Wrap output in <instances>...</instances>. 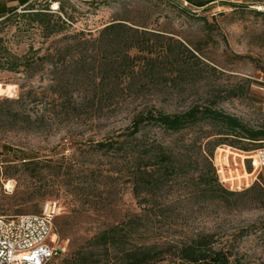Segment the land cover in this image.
<instances>
[{"label":"rangeland","instance_id":"1","mask_svg":"<svg viewBox=\"0 0 264 264\" xmlns=\"http://www.w3.org/2000/svg\"><path fill=\"white\" fill-rule=\"evenodd\" d=\"M192 1L206 5L199 7L190 0H60L58 5L64 11L59 9L56 14L66 20L67 13L72 19L67 21V31L48 40L41 38L23 17L27 8L0 22V215L37 214L46 203L57 202L58 219L72 210L81 213L77 224L80 236L87 239L140 214V199L134 197L127 181L121 191L117 190L118 181L111 179H100V189L95 192L88 190L94 181L89 160L103 176L115 177L109 172L113 158L97 155L91 147L125 129L137 108L155 106L175 113L216 102L217 108L250 127H264V16L258 13H264V0ZM52 2L55 1L36 0L33 6L40 10ZM120 22L154 34L147 36L153 51L168 44L174 48L183 44L198 60L187 53L180 58L183 81L177 87L169 84L164 91L151 87L135 97H124L119 111L113 106L100 111L90 101L98 102L107 95L97 87L100 78L92 85L81 74L83 58L90 61L96 55L83 43L96 39L98 31L111 23ZM143 55L150 56L146 52ZM7 59L18 64L19 73L6 69ZM98 59L104 58L100 55ZM20 99V103H10ZM70 101L83 108L72 111ZM15 112L19 118L13 116ZM28 116L38 129H26ZM208 128L205 126V130ZM200 130L163 136L159 130L149 128L147 135L160 134L167 145L195 158L201 156L197 148L187 150L194 139L203 136ZM262 143L247 144L249 149H255ZM219 149H230L229 165L243 176L241 156L246 152L220 146L214 154L216 166ZM62 157L81 164L79 172H73L68 179L53 176L47 168L41 171L42 177H33L24 164ZM191 169L193 177L171 179L144 205L158 214L151 218L148 239L212 233L220 242L235 245V254L243 256L247 264H264V192L255 185L246 188L241 180L240 187L231 190L243 193L238 198L239 205L228 209L198 197V174L203 166ZM228 173L236 177L231 170ZM55 234L62 254L49 264H62L72 239L57 229Z\"/></svg>","mask_w":264,"mask_h":264},{"label":"trees","instance_id":"2","mask_svg":"<svg viewBox=\"0 0 264 264\" xmlns=\"http://www.w3.org/2000/svg\"><path fill=\"white\" fill-rule=\"evenodd\" d=\"M54 1L47 8L40 10H37L34 4L25 7L27 9L23 17L44 40L67 31L69 28L67 21L71 22L72 19L67 13L66 20H63L52 12L53 3L60 4V0ZM190 1L199 7L206 5L205 2ZM59 9L64 11L63 6L59 5ZM15 11L16 9L11 12L15 14ZM258 13L264 16L263 12ZM147 36L155 35L120 22L111 23L98 31L96 39L84 41V47L96 51V55L90 61L83 58L81 74L84 75L85 81L92 85L100 78L97 87L107 95L98 102L90 101L92 107L96 105L103 111L113 106L119 111L126 98L140 95L146 89L158 87L164 91L169 84H175L174 87L181 84L183 70L180 67V58L186 53L197 59L196 56L183 44H179L177 48L168 44L160 46L158 51H153L154 46L150 44ZM145 52L150 56H144ZM100 55L104 59L99 60ZM7 60L6 69L19 73L18 64ZM25 65L27 67V64ZM75 83H79L78 80L75 79ZM124 97L126 98L123 99ZM21 101L22 99L10 103ZM216 105V102L203 106L193 105L184 112L175 113L164 112L155 106L137 108L125 129L115 136L94 142L91 148L95 154L113 158V168L109 172L114 173L115 177L103 176L99 168L91 167L92 160H89L91 168L89 171L94 181L88 190L95 192L100 189V179H111L118 181L117 190L121 191V185L127 181L131 185L134 197L140 199L139 206L142 212L116 225L101 229L87 239L80 236L77 224L81 215L79 211L72 210L67 215L57 218L58 233L72 239L70 251L62 264H158L166 260H169L170 264H247L243 256L238 257L235 254V245L220 242L212 233L161 236L153 241L147 237L151 218L158 217V214L151 213L144 205L157 196L171 179L193 177L195 173L191 168L194 165L203 166V171L198 174L199 182L196 187L200 199L221 203L228 209L238 207V198L242 197L243 193L230 191L221 185L213 161L214 154L220 146H229L243 152L263 147L264 143L258 148L249 149L247 143L263 142L264 127L252 128L238 117L220 110ZM68 107L72 111L83 108L81 104L71 101ZM1 109L0 107V113ZM13 116L19 118L16 112ZM25 123L28 130L38 129L30 116L25 118ZM205 126L209 128L205 130ZM149 128L159 130L163 136L182 135L187 130L201 128L203 136L194 139L191 148L187 150L190 152L191 149L197 148L201 156L194 158L167 145L160 134L149 137L147 135ZM229 150L225 149L219 153L220 165L229 164L227 153ZM24 164L30 168L33 177H42L41 171L47 168L53 176L62 177L61 179L70 178L73 172L78 173L81 166L77 160L65 157L47 160L44 163L26 161ZM98 171L100 176L96 175ZM235 175L237 178L232 176V180L229 181H234V185L238 186L242 177ZM255 186L264 192V186L259 184Z\"/></svg>","mask_w":264,"mask_h":264},{"label":"built area","instance_id":"3","mask_svg":"<svg viewBox=\"0 0 264 264\" xmlns=\"http://www.w3.org/2000/svg\"><path fill=\"white\" fill-rule=\"evenodd\" d=\"M58 11V4L52 6V12ZM242 158L241 167L244 175H241V180H244L246 188L256 184L264 186V146L246 152ZM214 165L221 185L228 190L230 188V191L240 187L234 185V181L222 177L224 171L228 169L232 174L239 169L232 170L229 164L224 168ZM235 166L238 167L239 164ZM241 180L239 184H242ZM59 214L58 203L48 202L37 214L0 215V264H49L60 251L55 234Z\"/></svg>","mask_w":264,"mask_h":264},{"label":"crops","instance_id":"4","mask_svg":"<svg viewBox=\"0 0 264 264\" xmlns=\"http://www.w3.org/2000/svg\"><path fill=\"white\" fill-rule=\"evenodd\" d=\"M36 0H0V22L7 19L14 13H12V10H15L16 12H19L21 9L32 5ZM0 101H1V95H0Z\"/></svg>","mask_w":264,"mask_h":264},{"label":"bare ground","instance_id":"5","mask_svg":"<svg viewBox=\"0 0 264 264\" xmlns=\"http://www.w3.org/2000/svg\"><path fill=\"white\" fill-rule=\"evenodd\" d=\"M221 149H222V148H221ZM221 149L218 150V151H219V152H218V155H219V153H220L221 151H224V150H221ZM216 161L218 162V157H217V160H216ZM217 164H218L220 167H222V168H224L225 166H227V165H220L219 162H218ZM228 172H229V171H227V172L224 171V174H223L224 176H222V177L225 178V179H228V180H232L233 177H232L231 175H229V176L227 175L229 178H228V177H227V178L225 177V174L228 173ZM235 174H236V172H235ZM235 174H234V175H235ZM236 178H237V177H236ZM54 239H55V237H54Z\"/></svg>","mask_w":264,"mask_h":264},{"label":"water","instance_id":"6","mask_svg":"<svg viewBox=\"0 0 264 264\" xmlns=\"http://www.w3.org/2000/svg\"><path fill=\"white\" fill-rule=\"evenodd\" d=\"M62 254V251L60 250L59 252H58V255H61Z\"/></svg>","mask_w":264,"mask_h":264}]
</instances>
